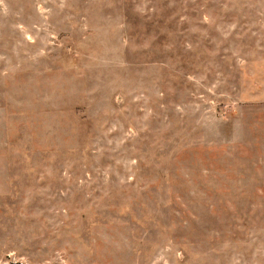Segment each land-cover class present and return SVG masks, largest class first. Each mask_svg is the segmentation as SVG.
<instances>
[{"label": "rangeland", "instance_id": "rangeland-1", "mask_svg": "<svg viewBox=\"0 0 264 264\" xmlns=\"http://www.w3.org/2000/svg\"><path fill=\"white\" fill-rule=\"evenodd\" d=\"M0 264H264V0H0Z\"/></svg>", "mask_w": 264, "mask_h": 264}]
</instances>
